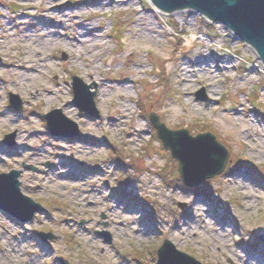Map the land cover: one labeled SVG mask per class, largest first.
Masks as SVG:
<instances>
[{
	"label": "rangeland",
	"instance_id": "obj_1",
	"mask_svg": "<svg viewBox=\"0 0 264 264\" xmlns=\"http://www.w3.org/2000/svg\"><path fill=\"white\" fill-rule=\"evenodd\" d=\"M32 1L0 0V174L21 172V193L43 210L29 222L0 211V264H157L166 239L201 264H264L258 53L194 10L167 15L151 0ZM74 77L96 85L99 119L73 105ZM54 110L77 137L49 134ZM153 113L228 149L205 194L181 182Z\"/></svg>",
	"mask_w": 264,
	"mask_h": 264
},
{
	"label": "water",
	"instance_id": "obj_2",
	"mask_svg": "<svg viewBox=\"0 0 264 264\" xmlns=\"http://www.w3.org/2000/svg\"><path fill=\"white\" fill-rule=\"evenodd\" d=\"M151 1L164 13L190 9L217 24L228 27L238 35L240 40L251 45L258 52L264 65V0ZM92 87L96 88V85ZM92 87L86 85L80 78L74 77L72 82L73 104L79 111L98 119L100 113L95 104L96 93L91 92ZM195 96L200 101L208 100L205 89L198 91ZM11 104L21 109L20 102L15 103L12 99ZM44 118L48 130L54 136L67 138L79 135L78 125L66 118L61 110H54ZM150 121L163 146L170 151L172 158L177 160L178 174L186 187L196 188L204 181L211 180L225 171L230 154L213 134L207 133L193 137L188 130H171L154 113L151 114ZM14 137V134L7 135L5 144L13 145ZM20 175L19 171L0 174V209L22 222H29L34 214L42 212L43 208L21 193V183L18 180ZM17 203L22 204L24 208L22 211L16 207ZM41 236L44 240L53 239L48 234ZM102 236L105 239L108 237L107 235ZM157 257L158 264H201L193 257L178 251L167 239L158 250ZM61 264L68 263L61 260Z\"/></svg>",
	"mask_w": 264,
	"mask_h": 264
},
{
	"label": "bare ground",
	"instance_id": "obj_3",
	"mask_svg": "<svg viewBox=\"0 0 264 264\" xmlns=\"http://www.w3.org/2000/svg\"><path fill=\"white\" fill-rule=\"evenodd\" d=\"M32 3L34 4V0L32 1ZM33 4H31V5H33ZM35 4H36V1H35ZM150 4L151 5H153V6H155L154 4H153V2L151 1L150 2ZM34 6H32L31 8H33ZM43 11H45L46 9H48V8H44V7H40ZM156 9H158L157 7H155ZM173 13H175V12H173ZM177 13H178V11H177ZM196 13H198V12H196ZM60 14V19H59V22H61L62 20H64V19H66L67 17L68 18H70V17H72V18H77V15H75L74 13H72V14H69V15H67L66 13L64 14L63 12H60L59 13ZM167 15H169V14H172V13H166ZM198 14H200V13H198ZM175 15V14H174ZM200 16H202V17H204L205 19H207L208 21H209V23H211V24H213V23H216V22H213V21H211V20H209L207 17H205L204 15H201L200 14ZM55 17L53 16V20H55L54 19ZM88 20V19H87ZM86 21V20H85ZM217 24V23H216ZM220 25H222V24H220ZM79 26L80 27H84V23L82 22V23H80L79 24ZM89 28V27H88ZM230 30V29H229ZM230 32L232 33V34H234L237 38H239L238 37V35L237 34H235V32H233L232 30H230ZM90 33V31L88 30V29H85V34H89ZM29 37H27L25 40L27 41V42H29ZM193 41H194V38L193 39H191V40H188V44L189 45H192V43H193ZM247 44V43H246ZM248 46H251V45H249V44H247ZM33 47H34V49L37 51V52H39V49L37 48V47H35V44L33 43V45H32ZM252 47V46H251ZM253 48V47H252ZM254 49V48H253ZM255 50V49H254ZM256 51V50H255ZM257 52V51H256ZM258 53V52H257ZM38 56H41L40 54H38ZM263 64V63H262ZM264 66V65H263ZM11 68H13V66L11 65L10 66ZM19 69H20V67H19ZM32 70V69H31ZM35 73V75H38V72L37 71H35L34 72ZM50 96H54L52 93L50 94Z\"/></svg>",
	"mask_w": 264,
	"mask_h": 264
},
{
	"label": "trees",
	"instance_id": "obj_4",
	"mask_svg": "<svg viewBox=\"0 0 264 264\" xmlns=\"http://www.w3.org/2000/svg\"><path fill=\"white\" fill-rule=\"evenodd\" d=\"M117 165H120V162H118ZM206 191H207V189L204 188V185H202V186H199V187L196 189V192H195V193H196V195L198 196V195H203V194H205Z\"/></svg>",
	"mask_w": 264,
	"mask_h": 264
}]
</instances>
